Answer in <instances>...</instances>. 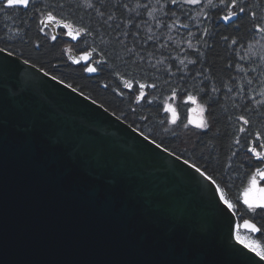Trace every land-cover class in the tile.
Listing matches in <instances>:
<instances>
[{
    "label": "snow or ice",
    "instance_id": "6c2138e0",
    "mask_svg": "<svg viewBox=\"0 0 264 264\" xmlns=\"http://www.w3.org/2000/svg\"><path fill=\"white\" fill-rule=\"evenodd\" d=\"M191 9L197 15H191ZM0 20L4 21L0 24V43L5 44L0 47V69L5 65L18 66L19 57L8 45L32 42L30 33L35 25L38 37L42 35L54 45L67 44L62 55L66 54L71 64L79 66L78 71L91 77L114 76L122 89L112 91L139 106L131 111L147 110V115L139 116L141 121L152 120L151 113L155 111L160 117L156 120L162 134L160 142L138 128L133 131L207 182L211 203L228 224L229 240L234 239L241 246H232V251L242 256L245 264H264L261 242L264 240V0H135L132 4L126 0H0ZM16 20L20 23L16 24ZM201 20L209 25L215 20L231 29L228 34H219V40L233 49L237 62L225 65L228 81H221L220 87L213 81L215 68L210 59L217 34L208 26L201 29ZM192 21H196L195 25ZM172 33L181 39L175 40ZM248 40H254L255 44ZM33 43L36 50H41L39 39ZM236 48L247 52L236 53ZM174 50L177 55L172 54ZM185 53L194 56L188 58ZM22 62L36 68L28 59ZM37 71L46 77L50 75L43 67ZM50 78L72 92L77 91L56 75ZM103 87L107 89L109 85L105 83ZM79 95L83 96V92ZM229 99L232 104L227 121L232 131L222 133L217 108ZM184 105L190 107L183 108ZM181 133L198 142L197 161L177 155L165 146L164 137H177ZM222 135L231 139L223 160L213 143ZM233 173L237 174L235 178ZM236 178L240 179V186L233 192ZM238 214L245 218L233 231V217ZM201 264L213 261L208 258Z\"/></svg>",
    "mask_w": 264,
    "mask_h": 264
},
{
    "label": "water",
    "instance_id": "95a60500",
    "mask_svg": "<svg viewBox=\"0 0 264 264\" xmlns=\"http://www.w3.org/2000/svg\"><path fill=\"white\" fill-rule=\"evenodd\" d=\"M23 60L0 69V264H245L232 251L240 245L217 246L161 202L158 186L191 189L199 174ZM123 127L153 151V196L139 192L136 175H149L137 164L126 173L122 161L114 171L97 161ZM82 135L98 143L90 151L65 145Z\"/></svg>",
    "mask_w": 264,
    "mask_h": 264
},
{
    "label": "flooded vegetation",
    "instance_id": "af4514ba",
    "mask_svg": "<svg viewBox=\"0 0 264 264\" xmlns=\"http://www.w3.org/2000/svg\"><path fill=\"white\" fill-rule=\"evenodd\" d=\"M3 22L4 21L0 20V24H3ZM15 23L19 24L20 21L16 20ZM9 26L10 27L12 26L11 21H9ZM32 28L33 30L30 33V36L32 38V43L35 42L37 39H39V42L43 41L44 37L42 35L38 37V34L35 29V25H33ZM0 32H2V28H0ZM0 47H5V44L0 43ZM8 47L10 48V50H14L16 55L20 57L19 54L29 51L30 42L24 45H20V44H17L15 46L8 45ZM33 47H34V43H33ZM84 75L89 78H95L89 76V74L87 73H84ZM85 96L89 97L88 95ZM89 99L94 100L91 97H89ZM107 111L113 116L119 118V120L127 128L131 125V127H129L130 129L133 130L134 128H138L141 131H143L145 135H148L150 137L153 136V134H148L146 132L147 128H145L141 124L137 125L136 122H133L131 119L132 118L131 116L137 117L140 116L141 114L147 115L148 113H114L108 109ZM86 113H92V112L86 111ZM180 114H181V119H183L184 113H180ZM151 115L152 117L153 116L158 117L156 113H151ZM149 123L153 124V119L150 120ZM126 127H123L122 129L118 130L119 135H116V137L119 140L121 139L119 142H113L112 137L109 136V138L106 140V143L103 144V146L106 148L107 151L103 150V152L101 153V155L103 156L102 157L98 156L97 161L106 164L110 169V171L115 170L113 169L114 167H112L113 165H116L115 163L122 161L125 164L124 170L126 173L132 172L130 169H128V167L133 170L132 165L137 164V168H138L137 170L141 168L142 172L140 173H143L144 176H146L145 173L149 175L148 179H143L142 176L136 175L137 177H139V179H142V180H138L135 178V182L137 184L139 183L138 185L140 187L139 192L141 194L153 196L154 193V189L152 185L153 176H150L152 172L148 173L150 169L153 170V151L150 148L145 147V145H143L144 140L138 138L133 132L128 130ZM96 137L97 136L95 135H82L79 137H75L73 141L71 140L66 142L65 145L67 147L78 148L79 150L90 151V149L92 148L90 146L96 145L98 143V142H94L93 140ZM84 138H86L87 140H85ZM167 138H169V141L167 143L168 145L165 146L168 147L169 150L171 151L173 150L171 148L172 147L171 144L175 142L174 140L184 138V135L181 133L177 137H167ZM187 140H190V138H187ZM117 144H120V146H116ZM176 153L177 155L183 154L182 152H177V151ZM133 155L138 157L134 158L132 157ZM84 157L89 160L93 158L90 153H86V154L84 153ZM183 157L186 158L185 154H183ZM233 176L234 178L236 177V175ZM197 181H199V183ZM172 184H173V180H171V184L169 182L168 184H166V186L164 187L165 189L163 188L162 185L158 186L159 195L160 192L161 193H163V191L165 192L164 194L166 200L164 201L161 200V202L166 206V209L169 211L170 217H172L175 220L181 219L185 221L189 226L197 225V232L201 234L203 237L215 241L217 246L220 247L225 246L226 248H230L231 244H235L234 239L229 240L228 224L220 217L219 213L216 212V210L214 209L211 203L212 201L211 189L205 187L207 182L203 181L202 178L196 177V179H194V184L191 186V189H189L190 185L179 184L180 187L176 188L174 184L173 185ZM239 186H240V179L236 178L233 192H235ZM174 190H178L179 193H177ZM189 194H193V195L189 197ZM181 204L184 205L185 208L182 209V213L180 214L179 207ZM242 211L243 208L241 206V212ZM244 218H245L244 216L239 214L236 217H233V224H232L233 231L235 230V225L237 223L242 224ZM241 234L242 235L245 234L243 228H241ZM261 242L264 243V240H262Z\"/></svg>",
    "mask_w": 264,
    "mask_h": 264
},
{
    "label": "trees",
    "instance_id": "16d2710c",
    "mask_svg": "<svg viewBox=\"0 0 264 264\" xmlns=\"http://www.w3.org/2000/svg\"><path fill=\"white\" fill-rule=\"evenodd\" d=\"M191 15H193L192 9H191ZM210 19H211V17H210ZM192 23L194 25V23H196V22L192 21ZM200 26H201V29L205 26H208V27L212 28L213 31L217 34L216 35L217 43L215 45V51L210 52V59H211V61H214V68H215V75L213 76V81L217 87H220L221 81H223L225 83H227V81H228V72H227V70H225V65L228 62H233V63L237 62V60L234 59V57H233V49L227 47L224 42L219 40V34H221V33L228 34L231 32V29H226L222 23L218 24L215 20H213L211 25H209L207 21L202 20L200 22ZM192 30L196 31V29L194 27ZM105 39H107V36L105 37ZM193 42H195V41H193ZM40 43L42 45L41 50H35L33 47V43L30 42V50L20 54L19 56L22 57L23 59H28L32 63H35L36 66L39 68L43 67L44 71L49 72L50 75L59 76L57 73H55V71L61 72V74L64 76L61 78L64 79L66 82H69V79H68L67 75H65V74H67V73H69V74L74 73V75H75V73L79 74V76H82L83 80L87 81L86 83L93 85V87L89 89V88L85 87L83 84L82 85L76 84V87H79L81 89L80 92H83V94L88 95L89 97L93 98L97 103H99L100 105H102L103 107H105L106 109H108L114 113H134L131 111V108L132 107L139 108V106L131 104L130 98H127L128 102H125V109L124 110L115 109L116 102L122 101L123 100L122 98H125V97L117 96L116 93L114 91H112V89H114V88L122 89V84H120L115 79V77L111 76V75H102L100 77H95V78L86 77L84 75V73L78 71L79 66H73L70 62H68V60L66 58V54L62 55V49L67 46L66 43L57 42L54 45L53 42H51L50 40H46V38H44V40L41 41ZM248 43H251V40H248ZM89 44L90 45L92 44L91 40H89ZM44 48H46V49L44 50ZM39 52H43V53H39ZM235 52L239 53V54H246L247 50L241 49V48H236ZM52 53L56 54L55 58L52 59V61H49V62H47V60H45L44 62L39 61V58H41L40 57L41 54L46 56V57H48V56L50 57V55ZM189 55H190V58H193V56H194V54H189ZM117 63L119 64L120 62L117 61ZM240 63H242V62H240ZM53 65H59L58 69L55 68L56 70H54ZM191 67L192 66H190V68ZM121 71L122 72L124 71L123 65H121ZM232 74L235 75L234 72ZM105 83H107L109 85V88L102 89V86ZM123 91H125L127 93L126 89H123ZM233 95H234V93H233ZM122 103H123V101H122ZM126 103H127V105H126ZM231 104H232V100L229 99L225 102H222V104L220 106H218V108H217V116L219 117V119L221 121L220 129H221L222 133L225 131H227V132L232 131V129L228 125V121H227V116L231 113ZM185 106L186 105H184L183 108H185ZM183 108L180 109V113H184ZM135 113H141V112L137 111ZM143 113H148V112H147V110H145ZM152 113H155V111H153ZM158 119H159L158 117L153 116V136L156 139H158V141H160L162 134L159 133L160 132L159 126L156 123V120H158ZM257 125L260 126L258 121H257ZM158 133H159V135H158ZM184 138L174 140L175 142L173 144H171V146H172L171 148L177 152H182L183 154H185V157L189 158L191 161H197L199 154H200V148H199L198 142H196L194 138H191L190 140H187L188 137H186V136H184ZM164 140H165V145H168L167 143L169 141V138L164 137ZM205 140H208V137H205ZM213 143H215L217 146L218 156L223 160L229 151V145L231 144L230 137L226 136V135H222L220 137V139L213 141ZM186 150L188 152H186ZM194 152H195V154H193ZM233 175H237V174L233 173Z\"/></svg>",
    "mask_w": 264,
    "mask_h": 264
},
{
    "label": "rangeland",
    "instance_id": "374dc122",
    "mask_svg": "<svg viewBox=\"0 0 264 264\" xmlns=\"http://www.w3.org/2000/svg\"><path fill=\"white\" fill-rule=\"evenodd\" d=\"M126 2H128V3H130V4H132V3H134L135 2V0H126ZM192 13H193V15L195 16V15H197V12H196V10L195 9H192ZM178 15H179V13H178ZM202 21V20H201ZM200 21V22H201ZM196 22V21H195ZM194 25H195V23H194ZM195 28V27H194ZM196 29V28H195ZM183 31V30H182ZM193 32H195L194 30H192ZM165 36L167 35V33H165L164 34ZM172 35H173V37H174V39L175 40H177V41H179L180 39H181V37L180 36H178V35H176V33H172ZM64 40L66 41L67 40V38L65 37L64 38ZM65 43V42H64ZM74 43V42H73ZM129 43H131V38L129 37ZM251 43L252 44H255V41L254 40H251ZM170 48H171V46H170ZM46 48H44V50H45ZM29 50H30V48H29ZM56 52V51H55ZM39 53H43V52H39ZM172 54L173 55H177L178 54V52L177 51H173L172 52ZM20 55V54H19ZM55 55L56 54H51L50 55V57L48 56V57H46V56H44V55H42L41 54V58H39V61H45V60H47V62H49V61H52V59H54L55 58ZM184 55H187L188 56V58H190V55H189V53H185ZM66 57H67V55H66ZM181 58H183V57H181ZM73 65V64H72ZM73 66H77V65H73ZM190 67V66H189ZM58 69V66L57 65H53V69L54 70H56V69ZM55 73H57L59 76H57V79L58 80H63L64 81V83L65 84H71L72 85V87L74 86V88H76L77 89V91H81V89L79 88V87H76V84L77 85H84L85 87H87V88H92L93 87V85H91V84H88V83H86L87 81L86 80H83V78H82V76H79V74H76L75 73V75H74V73H72V74H69V73H67V74H65V75H67V77H68V79H69V82H66L64 79H62L61 77H64L62 74H61V72H57V71H55ZM82 88V87H81ZM83 89V88H82ZM102 89H105L104 87H102ZM84 90V89H83ZM87 90V89H86ZM123 100V103H122V101H117L116 102V106H115V109H117V110H124L125 109V102H128L127 101V98H122ZM126 105H127V103H126ZM187 107H190V105H186L185 106V108H187ZM161 116H163V113H161ZM132 118V121L133 122H136V124L137 125H143L145 128H147V130H146V132L148 133V134H153V124H150L149 123V121H141L140 119H139V116H137V117H135V116H131ZM160 118V117H159ZM160 133V132H159ZM159 133H158V135H159ZM158 140V139H157ZM186 152H188L187 150H186Z\"/></svg>",
    "mask_w": 264,
    "mask_h": 264
},
{
    "label": "built area",
    "instance_id": "2783aa9c",
    "mask_svg": "<svg viewBox=\"0 0 264 264\" xmlns=\"http://www.w3.org/2000/svg\"><path fill=\"white\" fill-rule=\"evenodd\" d=\"M247 251V250H246Z\"/></svg>",
    "mask_w": 264,
    "mask_h": 264
}]
</instances>
